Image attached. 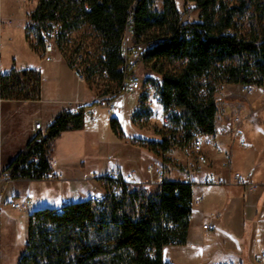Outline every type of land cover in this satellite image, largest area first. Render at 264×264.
<instances>
[{"label": "trees", "instance_id": "16d2710c", "mask_svg": "<svg viewBox=\"0 0 264 264\" xmlns=\"http://www.w3.org/2000/svg\"><path fill=\"white\" fill-rule=\"evenodd\" d=\"M155 3L38 0L26 30L31 48L39 52L58 28L57 51L73 70L82 72L90 86L106 70L111 81L121 87L140 64L152 65L161 80L147 78L146 83L156 90L169 132L161 141L147 144L164 157L174 148H190L198 135L216 134L220 85L264 90V0H185L184 12L178 10L175 0H164L162 11L155 10ZM191 3L198 11L197 21L184 22ZM249 11L258 28L252 25L250 32L244 33L240 23ZM84 29L99 42L94 53L85 48L84 39L71 44L70 34ZM127 31L132 38L125 57L121 46ZM147 42L153 47L142 51L132 67L130 55ZM41 88L39 70L12 69L0 76L4 100L39 101ZM141 102L135 120L148 115L146 96L142 95ZM93 105L82 107L78 114H58L53 125L38 132L4 170L8 179H50L55 140L66 132L83 131L86 111ZM111 125L118 133V121L114 119ZM103 183L106 192L114 184ZM148 185L154 190L147 185H123L120 194L108 192L100 204L91 198L60 210H34L26 250L18 264H169L163 260V249L188 242L193 184L165 180L161 185Z\"/></svg>", "mask_w": 264, "mask_h": 264}, {"label": "rangeland", "instance_id": "374dc122", "mask_svg": "<svg viewBox=\"0 0 264 264\" xmlns=\"http://www.w3.org/2000/svg\"><path fill=\"white\" fill-rule=\"evenodd\" d=\"M175 2L178 10L184 12L185 0H175ZM37 3L38 0H0V21L4 22L0 26L4 32L2 35L0 34V43L3 39L5 47L8 42L7 53H15L20 58L27 57L34 65L39 63L42 54L32 52L30 46L26 44L25 25ZM163 3L164 0H156L155 10L162 11ZM188 8L193 9L192 21H197L198 11L194 4H189ZM250 15L251 11L240 23L244 33L250 32L252 25L258 28L257 23L253 24ZM8 21H11L12 24L8 25ZM90 34L84 29L70 34L69 39L72 45L74 42L84 39L85 48L94 53L98 49L99 42ZM57 35L58 28L55 27L49 38L56 42ZM59 53H56L55 59H61L63 54L59 55ZM63 56L62 58L66 61V57ZM134 75L141 83V89L135 93L124 91L116 96L114 103L117 113L114 116L108 115L106 103L93 105L99 98L97 96L98 86H90L84 80L80 99L93 100L88 104L93 106L86 112L85 129L70 133L63 140H57L53 144L51 159L52 162H55L58 158V164L55 167L62 169V177L58 173V180L55 177L37 182L0 180V264H18L26 250L30 215L35 209L50 207L54 201H59L61 198L70 199L71 203L84 201L89 197L99 195L102 190L105 191L102 180L91 179L93 173L104 177L113 169L121 170L125 174L135 171L136 182L132 184L135 187L147 185L152 188L148 184L156 183L147 175V169L150 167L163 168L164 173L167 172L172 179L181 177L180 175H183L182 172L185 170L191 172L199 166L209 167L215 157L220 158V164L225 168L223 163L228 162L226 156L206 145L202 154L207 157L208 162L198 164V155H194L191 148H174L168 153L169 158L166 155L160 156L155 149L147 144L149 141H161L163 134L169 132L168 120L163 113L156 90L153 84L146 83L147 78L160 81L161 76L153 69L152 65L147 64H140ZM75 80L73 75L69 85L71 94L75 90L72 85ZM65 81L68 86V77H65ZM101 85L103 83L99 84V86ZM87 86L91 88V91ZM245 88L240 85L222 84L218 87L216 99L219 107L218 114L225 122L230 123V131L234 127L242 129L247 148L240 147L232 133L225 136L216 135L222 129L216 130L215 143L229 149L232 154L229 170L234 182L236 181L234 174L238 171H233L232 164L238 167L239 173L242 172L246 177H258L264 181V90L250 87L253 92L247 94ZM116 90L117 88L114 86L112 91ZM142 95L146 96L144 110L148 115L135 120V113L140 109L142 103ZM237 117L240 119V124H236L234 121ZM114 119L119 123L118 133L112 129L111 122ZM223 138L226 139V143L221 141ZM233 147H236L234 154ZM153 187L155 186L153 185ZM252 187L254 188V185ZM28 194L32 196V206L29 210L17 211L11 208L12 198L24 199ZM68 195L71 196L68 197ZM262 200L264 201V194ZM246 264L255 263L247 262Z\"/></svg>", "mask_w": 264, "mask_h": 264}, {"label": "crops", "instance_id": "0c3cea01", "mask_svg": "<svg viewBox=\"0 0 264 264\" xmlns=\"http://www.w3.org/2000/svg\"><path fill=\"white\" fill-rule=\"evenodd\" d=\"M8 22L7 24L11 25ZM27 23L25 25L26 44L33 52L27 40ZM3 33V29L0 28V34ZM9 41L12 43L11 39ZM3 43L2 39L0 76L12 69H35L39 70L42 75V96L39 101L4 100L0 94V165L5 170L36 137L34 126L37 122L46 124L58 114L70 111L69 104L71 103L86 106L93 100L80 99L81 86L85 82L77 79L75 71L62 58L59 51L55 52L51 62H47L40 49L36 53L42 54V57L39 63L34 65L27 57L20 58L15 53H7L9 43L7 42L5 47ZM56 53L61 55V59H55ZM73 75L76 80L72 85L76 92L71 94L69 85ZM65 77H68V86ZM87 88L91 91V88L88 86ZM216 122L217 131L230 129V123L225 122L219 114ZM70 133L74 132L63 133L55 141L63 140ZM228 134L231 135L230 132ZM221 141L226 143L224 138ZM235 151L236 147H233V154ZM167 156L170 158L169 154H166ZM57 164L58 158L52 162L53 176L51 178L55 177L56 180H58V173L62 177V169L55 167ZM232 168L233 171L239 172L238 167L233 164ZM164 174L166 180H179L187 183L190 180L193 184L194 195L188 242L184 246H166L163 249V260L166 263L246 264L252 262L260 264L259 255L264 253V201L262 200L264 181L262 178H248L242 173L245 176V183L234 182L230 170L223 168L220 158L216 157L209 167L199 166L191 172L185 170L182 172L183 175L176 179L170 178L167 172ZM6 178L3 181H12L8 179V176ZM208 178L213 179L214 184H207ZM63 183L66 182L63 181ZM252 185L254 188L251 187ZM26 198L32 199V196L28 194L24 199ZM24 199L12 198L11 201ZM69 203H71L70 199L61 198L59 201H54L50 207L60 210ZM205 225L208 226L207 229Z\"/></svg>", "mask_w": 264, "mask_h": 264}, {"label": "built area", "instance_id": "2783aa9c", "mask_svg": "<svg viewBox=\"0 0 264 264\" xmlns=\"http://www.w3.org/2000/svg\"><path fill=\"white\" fill-rule=\"evenodd\" d=\"M192 14H193V9L188 8V11H186V17L184 18V22H191L192 21ZM128 21H130V18ZM8 23L12 24L11 21H9ZM1 24H2V21H0V26H1ZM131 38H132V35L129 33V31H127L125 34V37L123 39L122 46H121L122 56H125V57L128 56V49L130 47ZM152 47H153V45L151 42L143 43L140 46L138 51H136L132 55H130V57L128 59V63H130L131 66L133 67L134 62L139 57V54L142 51L150 50ZM56 51H57L56 42H54L52 39L49 38L45 42L44 47H43L44 60L47 62H51ZM124 68L125 67H122L121 70H124ZM74 71H75V75L78 78V80H80L81 82H84L85 79H84L82 72L80 70H74ZM101 83H103V85L99 86V84H101ZM93 86H98L97 87V90H98L97 96H99V98H97L98 101L96 103H106L108 106V115L109 116H114L117 113V107L114 103L113 98H114V96H116L118 91L123 89L124 91H126L128 93H135L136 91L141 89V83L139 82L138 78L135 75L133 77H131L129 80L124 81V83L121 87H118V86H116V84H114L111 81L110 75L106 70L102 71L101 74L96 76ZM114 86H116V88H117L116 91H112ZM245 92L247 94H251L253 91L250 87H246ZM82 107H84V105L77 104V103L76 104H72V103L69 104V108H70L69 110L73 114H78ZM234 121L236 124H240V119L238 117L235 118ZM52 125H53V120H50L46 124H43L41 122H37L34 126V129H35L36 133L44 132L48 128H50ZM230 129H222L216 135L220 134V135L225 136L230 132V133H232V135H234V138H235V140H237L238 145L240 147L247 148V142L244 138V132L242 131V129L240 127H234V128H232L231 131H230ZM216 135L215 134L214 135H206V136L205 135H198L192 141L190 148H191L194 155L195 154L198 155V160H197L198 164L199 163L200 164L201 163L206 164L208 162V160H207V157L202 154L203 148L205 147V145L207 147L208 146L212 147L218 153H223L226 156V159L228 160V162L223 163V166L225 168L230 169L231 168L230 163H231V155L232 154H231L229 149L224 148L222 145H220L218 143H215ZM147 175H149L150 178L154 179V181L157 185H161L165 181V174H164V171L162 168L150 167L147 169ZM6 176L7 175L4 173V170L2 169V167L0 165V180L7 179ZM136 177H137V174L135 171H131V172H128L125 174L121 170H118V169L110 170L108 172V174L104 177H100L98 173H93L91 175V179H93V180H102V181L114 182V184L110 187V189L108 191V192H111L113 194H120L122 192L123 185L132 184V183L136 182ZM234 178H235L237 183H245V176L239 172H235ZM189 183H191L190 180H189ZM207 184H210V185L214 184V180L211 178H208ZM108 192H106V190H105L102 193H100L99 195L95 196L93 198L94 202L96 204H100L101 202H103L106 199L107 195L109 194ZM10 206L13 210H17V211L29 210L32 206V199L26 198L24 200H12L10 202ZM205 228L207 229L208 226L205 225ZM259 262L264 264V253L263 252L259 255Z\"/></svg>", "mask_w": 264, "mask_h": 264}]
</instances>
